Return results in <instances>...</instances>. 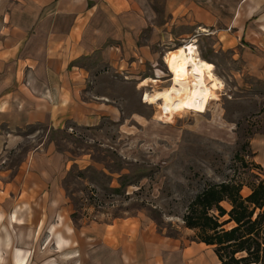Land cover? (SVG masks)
<instances>
[{"label": "crops", "instance_id": "obj_1", "mask_svg": "<svg viewBox=\"0 0 264 264\" xmlns=\"http://www.w3.org/2000/svg\"><path fill=\"white\" fill-rule=\"evenodd\" d=\"M188 39L213 71L214 55L227 52L264 82V0H0L1 162L33 138L28 127L93 128L117 120L118 104L98 87L108 78L129 80L148 65L154 73L165 49ZM202 39L210 54L200 50ZM90 165L86 155L66 157L42 137L13 170L0 166V225L8 233L0 237V262L34 260L29 247L42 230L69 264L75 243L82 264H186L187 257L189 264H212L200 252L210 246L193 242L182 250L181 238L141 213L75 227L63 181L72 166ZM12 245L27 253L11 254Z\"/></svg>", "mask_w": 264, "mask_h": 264}, {"label": "rangeland", "instance_id": "obj_2", "mask_svg": "<svg viewBox=\"0 0 264 264\" xmlns=\"http://www.w3.org/2000/svg\"><path fill=\"white\" fill-rule=\"evenodd\" d=\"M187 42L165 49L162 57ZM200 43V50L210 54V42L202 39ZM214 60L213 72L222 87L202 113L184 110L166 119L156 103L143 101L144 92L154 94L171 86L172 75L162 60L155 67L154 73L160 74L156 83L139 85L142 75L153 78V68L148 65L145 71L127 74L129 80L108 78L98 87L118 104L121 116L117 120L103 119L93 128L70 125L65 130L36 131L28 127L26 132L33 138L7 153L0 166L13 170L42 137L66 157L86 155L91 165L86 169L72 166L63 181L75 227L83 220L112 221L141 213L159 231L181 238L183 250L198 242L194 230L182 220L197 193L209 183L235 180L242 184L240 193L245 196L249 183L263 178L257 166L264 167V82L251 79L243 72L239 58L227 52L217 53ZM3 235H8L7 229L0 225V237ZM46 238L48 233L41 230L38 244L29 247V257L34 260L27 264H69L66 251H57ZM20 248L12 245L11 254ZM78 249L75 243V258L70 264H82ZM35 252L43 255L41 261L35 259ZM200 252L215 263L211 246H202ZM190 259L187 257L185 263Z\"/></svg>", "mask_w": 264, "mask_h": 264}, {"label": "trees", "instance_id": "obj_3", "mask_svg": "<svg viewBox=\"0 0 264 264\" xmlns=\"http://www.w3.org/2000/svg\"><path fill=\"white\" fill-rule=\"evenodd\" d=\"M257 167L263 178L249 183L247 195H241L242 184L235 180L209 183L182 216L194 238L213 248L220 264H264V167Z\"/></svg>", "mask_w": 264, "mask_h": 264}, {"label": "bare ground", "instance_id": "obj_4", "mask_svg": "<svg viewBox=\"0 0 264 264\" xmlns=\"http://www.w3.org/2000/svg\"><path fill=\"white\" fill-rule=\"evenodd\" d=\"M164 63L172 75L171 86L154 94L144 92L143 101L156 103L166 119H171L174 114L184 110L204 112L208 103L216 98L215 91L222 87V81L213 73V64L199 57L197 48L191 41L168 51L164 56ZM159 78L160 74L157 72L153 78L143 79L141 85H146L147 81L156 83ZM14 252L18 255L25 254L21 249ZM24 257L17 260L18 264L24 262Z\"/></svg>", "mask_w": 264, "mask_h": 264}]
</instances>
